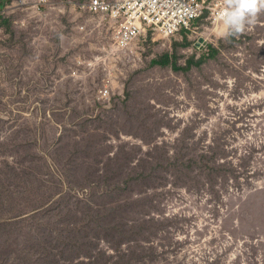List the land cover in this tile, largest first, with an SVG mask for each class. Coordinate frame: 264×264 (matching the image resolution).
Listing matches in <instances>:
<instances>
[{"label": "rangeland", "instance_id": "1", "mask_svg": "<svg viewBox=\"0 0 264 264\" xmlns=\"http://www.w3.org/2000/svg\"><path fill=\"white\" fill-rule=\"evenodd\" d=\"M88 1L0 0V264H264V0L129 60Z\"/></svg>", "mask_w": 264, "mask_h": 264}, {"label": "built area", "instance_id": "2", "mask_svg": "<svg viewBox=\"0 0 264 264\" xmlns=\"http://www.w3.org/2000/svg\"><path fill=\"white\" fill-rule=\"evenodd\" d=\"M107 22L109 42L99 50L106 55L131 59L133 47L142 39L168 38L189 29L206 11L215 10V0H89L81 7ZM219 15V13H217ZM98 59V60H97ZM95 59L99 61V57ZM100 100L110 98L106 85L98 90Z\"/></svg>", "mask_w": 264, "mask_h": 264}, {"label": "clouds", "instance_id": "3", "mask_svg": "<svg viewBox=\"0 0 264 264\" xmlns=\"http://www.w3.org/2000/svg\"><path fill=\"white\" fill-rule=\"evenodd\" d=\"M257 11L255 0H233L219 12V34L227 36L243 31L246 25L254 23Z\"/></svg>", "mask_w": 264, "mask_h": 264}, {"label": "trees", "instance_id": "4", "mask_svg": "<svg viewBox=\"0 0 264 264\" xmlns=\"http://www.w3.org/2000/svg\"><path fill=\"white\" fill-rule=\"evenodd\" d=\"M197 19H198V18H197ZM197 19L194 20L193 24L197 21ZM193 24H192V25H193ZM185 30H187V29H184V30H182V31H185ZM182 31H181V32H182ZM148 37H149V36H148ZM152 38H153V37H152ZM173 57L176 58L175 55H174ZM170 58H171V55L168 54V53H166V54H164L162 57H160L159 59H154V60L152 61V64L162 65V66H167V65L170 64ZM202 63H203V59L194 60V59L192 58V59L188 60L187 65H186L185 67H180V66L176 65L175 62H174V63H173V69H174L175 71H180V70H183V71L186 70V71H187V70H190V69H191L192 67H194V66H201Z\"/></svg>", "mask_w": 264, "mask_h": 264}]
</instances>
